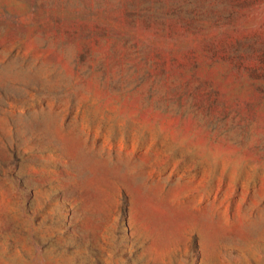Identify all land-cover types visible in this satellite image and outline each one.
<instances>
[{
    "label": "rangeland",
    "instance_id": "rangeland-1",
    "mask_svg": "<svg viewBox=\"0 0 264 264\" xmlns=\"http://www.w3.org/2000/svg\"><path fill=\"white\" fill-rule=\"evenodd\" d=\"M0 264H264V0H0Z\"/></svg>",
    "mask_w": 264,
    "mask_h": 264
}]
</instances>
